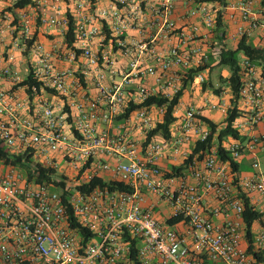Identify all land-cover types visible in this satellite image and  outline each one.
Instances as JSON below:
<instances>
[{"label":"built area","instance_id":"1","mask_svg":"<svg viewBox=\"0 0 264 264\" xmlns=\"http://www.w3.org/2000/svg\"><path fill=\"white\" fill-rule=\"evenodd\" d=\"M66 1L0 0V81L11 85L0 87V142L8 155L0 157V264H133V242L142 264H264V169L257 156L264 134L255 135L264 124V68L259 72L262 66L241 55L237 104L220 99L209 105L226 116L237 109L233 126L250 137L222 146L237 166L245 154L255 156L249 175L239 177V166L220 156L219 131L216 144L190 163L197 184L162 173L161 159L212 134L195 106L179 117L174 139L148 144L147 132L163 121L166 107L141 106L127 116L132 104L151 97L172 100L190 72L207 65L204 48L215 45L223 13L233 19L240 14L241 39L264 32L258 0H112L106 9L92 0ZM176 2L199 24L179 28ZM68 14L75 20L72 46L65 42ZM37 19L63 31L52 50L34 40ZM221 51L213 49L217 61ZM18 57L30 59L26 76ZM64 62L75 70L58 66ZM30 73L40 84L31 93L20 86ZM205 81L201 71L193 83ZM16 87H24L25 99ZM94 179L107 185L84 189ZM210 193L217 205L206 216L201 207ZM246 202L260 214L250 238ZM160 203L170 209V219L187 224L193 247L155 218Z\"/></svg>","mask_w":264,"mask_h":264},{"label":"crops","instance_id":"2","mask_svg":"<svg viewBox=\"0 0 264 264\" xmlns=\"http://www.w3.org/2000/svg\"><path fill=\"white\" fill-rule=\"evenodd\" d=\"M95 4V7L99 9H106L109 8L112 5V0H92ZM159 0H144V3H156ZM67 3H71L72 0H67ZM217 4V3H216ZM36 6V4H35ZM176 12L174 14V20L179 28H183L187 31L190 30L191 25L195 23L197 20L190 18L187 14L186 9L183 8L181 3L176 2L175 3ZM264 8V0H258V6L257 9L261 10ZM41 10V9H39ZM225 15V16H224ZM199 24V21H197ZM242 24L241 22V16L239 13H236L235 18H231L229 14L223 13L222 18V25L223 27L218 29L215 36H214V42L215 45L211 49L205 46L204 50L207 52V54L210 56V61L207 63V67L205 70H203V74L206 78V81L202 84H197L190 82L187 86L183 96L181 97L179 101V107L176 111V116L178 117L175 123L171 126L170 132L171 137L174 139L176 137L177 127L179 125V117L184 114V111L189 106H195L202 110V113L204 115L205 120H209L213 122L214 124L218 125L219 128H223L226 124L227 116L221 112L218 111H212L209 109V105L217 104L221 100H225L227 104L232 105L233 101V94L231 92L228 79L230 77V71H221L218 72L221 67H218V61L212 56L213 49H236L241 41V37L238 35V26ZM245 27H248V23H244ZM34 32L36 35V40L42 44H44L47 49L52 50L55 46H57L60 42L64 39L63 31L57 28H51V27H45L42 24H40L39 20L37 19L36 25L34 27ZM220 36V37H219ZM249 42H251L254 46L260 47L264 49V32L262 30H255L252 32L251 36L247 37ZM177 39H173L171 43H177ZM167 45L160 46V50H163ZM117 59L122 63L126 62V59H124L121 55L116 54L115 55ZM32 60V58H31ZM29 58H25L24 60L18 57V61L16 62L17 67L19 70H21V73L23 76L27 75L28 68H29ZM6 63H2V66ZM58 66L62 69H74L75 66L70 63H59ZM227 69V68H226ZM259 72H263V67H258ZM0 87L1 88H10L11 85L8 83V81H0ZM17 92L19 97L25 99L27 97V91L24 89V87L17 88ZM219 91V93L217 92ZM50 96V94H48ZM47 96V95H46ZM188 97V100H184L185 97ZM197 98V101L194 100ZM221 99V100H220ZM238 107H243L242 102H238ZM241 138L244 140L248 139L250 137L249 132H239ZM264 134V124H260L255 131L256 136H260ZM135 136H137L139 139H144L145 137L142 136L140 133H134ZM160 139V140H158ZM157 141L164 140L163 138H156ZM235 141L234 138H227L225 140V143L233 142ZM242 141V140H241ZM197 143L195 141H191L190 143H187L183 145L181 153L175 157H165L160 160L159 167L160 170L164 175L166 174H172L174 167H181L187 163L189 158L194 152V149L196 147ZM263 148H259V151L257 153L258 158L261 160V163L263 165L264 169V150ZM197 155H195V160ZM255 156L253 154H245L241 159L238 160V166L240 171L238 172V176L243 175H249L253 172L252 169V162L254 161ZM195 165L202 169L203 165L199 161H195ZM193 167L190 165V163L186 164L184 170L180 175L186 178V180L191 184H197L198 182L193 177ZM154 200V199H153ZM152 200V201H153ZM151 201V200H150ZM217 205V202L213 196L212 193L208 194L205 197L204 206L201 207L203 215L210 216L208 209L212 208ZM154 216L155 218L165 227H170L175 230H177L179 233L183 234L186 237L187 243L189 246L193 247V239L188 234L189 227L184 221H181L175 225H170V209L166 207L163 204H159L154 209ZM214 221L216 223H221L222 218L217 219L214 218ZM204 264H210L207 261Z\"/></svg>","mask_w":264,"mask_h":264},{"label":"trees","instance_id":"3","mask_svg":"<svg viewBox=\"0 0 264 264\" xmlns=\"http://www.w3.org/2000/svg\"><path fill=\"white\" fill-rule=\"evenodd\" d=\"M23 5L22 3L19 4ZM69 18V24L68 28L65 33V42L69 45L72 46L75 42V20L72 17V15L68 14ZM222 22L219 20L218 25H217V30L222 28ZM220 37V36H219ZM34 40H36V35L34 36ZM241 55L246 56L247 58L250 59V61L253 62V64L262 66L264 68V49L260 47L254 46L249 40L244 37L241 39L238 47L236 49H222L220 53V59L218 61L217 66L221 68H227L230 71V77L228 79L229 86L231 88V92L234 95V100L233 104H237V99L239 98V92H240V87L242 85V67L240 64L241 60ZM207 67H202L200 69L193 70L190 72V75L187 80L184 81L183 87L180 90L177 95L172 100L165 99L161 96H156V97H151L147 100L146 103L143 105H131L127 116L129 113L137 108H140L141 106H165L166 107V113L164 115L163 121L158 123L156 127L150 131L147 132V138H146V143L148 144L152 140L160 137L163 139H170L171 132H170V127L171 125L176 121V117L174 116V112L176 109V106L179 104V101L181 97L183 96L187 86L189 85L190 82L194 80V77L197 75V73L205 70ZM20 86H24L28 88V92L31 93V90L33 87H40V84L34 79L33 73H30L25 81L20 83ZM219 93V91H217ZM238 118V112L237 109L234 107L231 109L228 113L227 119H226V126L218 130L219 126L214 124L213 122L209 121L206 119L207 123L209 124L212 134L210 138L205 141V142H199L197 143L193 154L189 158L186 164L192 163L195 155L200 154V158L203 157V154L211 149V147L216 144V140H214V136L219 131V136H218V144L220 145L219 152L220 156H222L223 159H229L232 161V164L234 166V169H237L238 166L235 164V162L232 160L230 153L224 149L222 146V143L228 138V137H233L235 139H242L239 132L234 128L233 124L235 120ZM1 142H0V157H8L6 153L3 152L1 148ZM19 159V158H18ZM10 160V158L8 159ZM185 165L181 167H174L173 173L172 174H166L168 177L170 176H177L182 173V171L185 168ZM45 176V175H44ZM42 180V179H41ZM97 185H107L104 183V181L100 179H94L88 186L84 187V189L93 188ZM260 214L256 213L253 211L252 207L249 205L248 202H246V211L244 213V219L248 227V237L250 238V228L252 225V222L254 219L258 218ZM182 218L181 217H175L173 219H170L168 222L170 225H175L179 222H181ZM81 232L85 234V230L81 229ZM133 250H132V255L131 258L133 260V264H142L140 259L137 257V249H136V244L133 242ZM252 247L250 246V249Z\"/></svg>","mask_w":264,"mask_h":264},{"label":"rangeland","instance_id":"4","mask_svg":"<svg viewBox=\"0 0 264 264\" xmlns=\"http://www.w3.org/2000/svg\"><path fill=\"white\" fill-rule=\"evenodd\" d=\"M227 70H228V69H226V68H221V69L218 70V72H221V71H227ZM184 100H188V97L186 96V97L184 98ZM194 100L197 101V98H195ZM158 140H160V139H158ZM262 167H263V165H262Z\"/></svg>","mask_w":264,"mask_h":264}]
</instances>
